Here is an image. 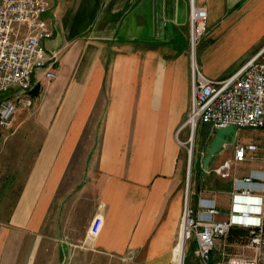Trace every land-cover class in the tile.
<instances>
[{"label": "crops", "instance_id": "1", "mask_svg": "<svg viewBox=\"0 0 264 264\" xmlns=\"http://www.w3.org/2000/svg\"><path fill=\"white\" fill-rule=\"evenodd\" d=\"M46 1L43 19L52 36L45 46L59 54L57 76L47 83L37 71L32 111L19 110L13 127L0 129L1 140L8 133L6 139L20 136L26 144L0 145L23 179L7 221L0 220V264H178L180 256L182 264L186 200L195 214L215 201L217 221L228 220L246 195L261 199L264 212V129L239 128L202 176L205 148L215 137L202 123L200 171L188 190L176 135L179 129L189 135L183 125L198 62V50L190 49L191 0ZM193 1L207 11L208 40L197 65L207 78L227 79L264 47V0ZM249 145L257 150L233 164L229 177L216 174L238 146ZM55 207L61 234L47 230ZM96 216L104 222L92 238ZM247 241L248 229L234 226L213 261L253 256ZM193 245H186L183 264H200Z\"/></svg>", "mask_w": 264, "mask_h": 264}, {"label": "built area", "instance_id": "2", "mask_svg": "<svg viewBox=\"0 0 264 264\" xmlns=\"http://www.w3.org/2000/svg\"><path fill=\"white\" fill-rule=\"evenodd\" d=\"M191 1L192 39L196 42L207 29V11L196 7ZM49 9L50 4L46 0H0V96L13 93L0 101L2 130L11 128L19 110L34 107L31 90L37 71H41L47 83L56 79L55 65L59 54L47 51L45 46V41L52 36L48 23L43 19ZM192 74L191 110L184 127H190L192 133L199 123L210 125L215 130L229 126L264 129V47L227 79L218 81L207 78L194 63ZM190 148L193 151L192 144ZM256 150V145L238 146L234 159L225 161L215 170L216 174L222 178L229 177L233 164L243 162L248 152L254 153ZM245 182L251 183V178ZM238 196L241 197L238 193L234 194V197ZM246 197L248 199L242 203H235L226 221L215 220L220 213L215 201L207 200L202 205L203 210L195 214L186 200L180 234L184 252L186 245L193 242L194 255L200 264H264V212L261 199H253L250 195ZM103 222L101 216L94 218L90 226L92 238L99 234ZM234 226L248 229L246 247L253 256L232 257L227 263H215L212 256L219 240L227 237Z\"/></svg>", "mask_w": 264, "mask_h": 264}, {"label": "rangeland", "instance_id": "3", "mask_svg": "<svg viewBox=\"0 0 264 264\" xmlns=\"http://www.w3.org/2000/svg\"><path fill=\"white\" fill-rule=\"evenodd\" d=\"M190 20H191V17H190ZM190 34H191V36H190L191 52L193 49H195L194 51H196V52L198 50V62H196V60H195V63L197 65V63H199V64L201 63V53H202L203 48L205 47L206 39L208 40L207 29L196 40V42H195L196 48L193 47L194 41L192 39V30L190 31ZM203 37H205L206 39ZM209 41L212 42V38H210ZM199 69H200V67H199ZM4 95L5 94L1 95L0 98H2V96H4ZM12 127L13 126H11V128ZM196 130H195L196 133H195V131L192 133L191 128L188 127V133H189L188 137L184 138L183 135H180V136H178V139H177V140H179V143L184 145L183 146L184 147L183 159L186 160V165L188 164V169H189V161H190V156H191V154L189 152H190V149H192V148H190V144H192V147H193L192 167H191L189 188L191 186L193 179L195 177L197 178L198 172L200 171L199 165H198L199 155H200L199 151H200L201 147H203L205 144V141L203 139V136L205 135V132H206L204 125L202 123H199ZM201 132H204V135H202ZM177 133H178V131H177ZM7 135H8V133H5V138L0 140V145L2 143H6V144H12L13 146H15V148H17L18 145L21 146L22 149L25 148L26 144L23 141L25 139L24 137H23V140L21 139L20 136H14V138H12V139L11 138L6 139ZM191 135L192 136L194 135L193 143L189 142ZM91 141H92V139L86 140L88 147L91 145ZM85 153H86V151L82 147V151L79 154V158H84ZM3 155L4 154L0 151V169L2 171V173L0 174V212L2 211V214H0V220L7 221L8 217H9V215L13 209V206L15 204L16 198L19 195V189H20L21 181L23 179H22V176H19V177L17 176L18 169L13 167L14 166L13 164L16 163L14 161V159H9L8 157H3ZM26 170L27 169H25V171ZM78 170H80V169H78ZM20 171H21V169H20ZM78 172L79 171L76 172V176L78 175ZM187 178H188V174H187ZM187 185H188V179H187ZM60 202H61V200H60ZM47 224H48V227H47L48 231H51L52 233L55 232L56 234L59 232L61 234V208H59V207L53 208V210L51 211L49 218L47 220ZM181 245L182 244H180V250H181ZM187 255H188V253H187ZM183 261H184V257L182 260V264H183ZM180 263H181V256L179 258L178 264H180Z\"/></svg>", "mask_w": 264, "mask_h": 264}, {"label": "water", "instance_id": "4", "mask_svg": "<svg viewBox=\"0 0 264 264\" xmlns=\"http://www.w3.org/2000/svg\"><path fill=\"white\" fill-rule=\"evenodd\" d=\"M36 90H39V86L36 87ZM34 95L37 96L38 93L36 92ZM238 129L239 128L236 126H229L215 130L214 139L210 141L208 146L205 148V156L202 159V170H201L202 176H204V174L208 170V165L212 157L215 156L220 151V149L225 145H231L235 142ZM0 140H1V135H0ZM191 167H192V155L190 156V161H189L188 190L190 184Z\"/></svg>", "mask_w": 264, "mask_h": 264}, {"label": "bare ground", "instance_id": "5", "mask_svg": "<svg viewBox=\"0 0 264 264\" xmlns=\"http://www.w3.org/2000/svg\"><path fill=\"white\" fill-rule=\"evenodd\" d=\"M195 46H196V44H195V42H194V46H193V47L196 48ZM194 50H195V49H194ZM194 64L196 65L195 60H194ZM190 141L193 143V141H194V135L191 137V140H190ZM192 152H193L192 149H190V154H191V155H192ZM181 244H182V245H181V248H182V250H183V245H184V244H183V242H181ZM182 256H183V255H182Z\"/></svg>", "mask_w": 264, "mask_h": 264}]
</instances>
